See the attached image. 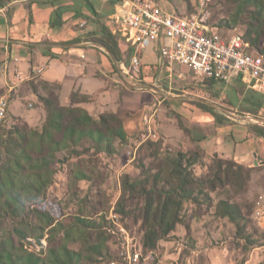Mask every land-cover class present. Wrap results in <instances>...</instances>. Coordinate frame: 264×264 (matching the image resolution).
<instances>
[{
  "label": "trees",
  "instance_id": "trees-1",
  "mask_svg": "<svg viewBox=\"0 0 264 264\" xmlns=\"http://www.w3.org/2000/svg\"><path fill=\"white\" fill-rule=\"evenodd\" d=\"M227 1L233 4L230 20H223L219 27L234 30L246 18L247 21L243 22L246 26L244 39L250 48L252 46L257 52L264 53V0ZM83 2L89 4V0ZM76 15L82 14L77 11ZM96 33L98 38L95 41L105 47L115 61L131 57L134 47L121 51L116 34L108 25ZM39 99L45 109V119L40 127H31L22 119L15 118L21 125L0 133V264H84V259L90 261L94 255L108 250L111 232L103 222L81 214L75 215L68 223L62 221L63 207L49 194L55 179V164L59 162L58 154L79 155L93 150L110 155L116 150L114 143H125L129 133L125 129L123 115L104 112L93 117L85 108L77 106V103L88 99L85 96L72 93L68 106L60 103L53 90ZM263 103L264 96L261 95L255 106L260 108ZM199 105L216 121L225 119L213 107L204 103ZM178 125L183 131H188L179 119ZM250 128L253 133L264 137V127L251 125ZM154 140H147L154 147L150 153L151 165L141 164L136 177L122 176L121 195L114 207L116 214L125 216L129 213L127 202L141 199L142 204L138 208L141 244L144 251L150 252L170 236L176 225L182 224L187 232L190 231V225L182 214L186 202L195 206L204 203L212 206L210 193L226 186L239 194L245 191L252 171V167L215 154L211 157L209 172L196 175L193 167L202 160L198 148L161 151ZM73 175L78 180L90 179L80 169ZM214 207L213 215L227 218L236 226L237 235L250 245H264V240L253 241L252 236L246 233L250 217L237 203L220 198ZM99 219L104 220V217ZM43 238L46 239V247ZM69 242H79L80 249H70Z\"/></svg>",
  "mask_w": 264,
  "mask_h": 264
},
{
  "label": "rangeland",
  "instance_id": "rangeland-1",
  "mask_svg": "<svg viewBox=\"0 0 264 264\" xmlns=\"http://www.w3.org/2000/svg\"><path fill=\"white\" fill-rule=\"evenodd\" d=\"M90 1L93 2L92 6L101 12L95 19L85 14L81 17L93 25L83 33L85 40L94 42L98 38L96 32L105 26L103 12L106 8L102 7L99 1ZM195 1L168 0L170 6L182 13L189 12ZM232 10L233 4L227 0H210L207 6L208 21L221 26L223 20H230ZM246 21L247 19L243 18L230 33L243 34L246 30L243 22ZM76 27L80 28L79 25ZM116 37L119 46L120 39L117 34ZM124 41L128 47H133L130 40ZM119 48L124 52L127 50L123 44ZM141 52L143 64H158V54L152 47ZM121 59L129 66L127 57ZM156 82L160 87H156ZM230 84L232 85L227 86L211 81H199L193 78L187 67L176 66L171 78L162 73L159 80L149 81V87L143 86V90H140L146 93L140 95L142 101L146 102L140 109L125 114L124 120L129 137L125 143L118 141L114 143L116 150L113 154L96 153L93 150L83 151L79 155H69L67 152L58 154L59 162L55 164L56 174L49 194L59 200L63 207L62 221L68 223L75 215L81 214L103 222V226L111 232L107 243L108 250H103L101 255H94L90 261L84 259L82 261L84 264H128L125 255L122 254L124 249L119 227L127 230L133 238L132 251L139 253L137 260H132L131 264H244L250 258L255 259L253 263L257 264L264 261V246L259 248L258 244L250 245L243 237L237 235L236 226L227 218L213 215L216 201L227 198L237 203L250 217L246 233L252 236L251 240H264L262 237L264 228L251 217L254 197L247 191L235 194L226 186L210 193L213 198L212 206L205 203L195 206L191 202H186L182 214L185 222L190 225V231L187 232L182 224L176 225L170 236L161 240L156 250L152 252L144 251L141 244L142 229L138 210L142 204L141 199L127 202L126 209L129 213L125 216L114 212L115 204L121 195L122 176L128 174L136 177L141 171V164L148 167L152 162L150 153L154 147L147 141L140 142L143 133L141 121L147 112L156 110L154 120L162 126L159 127L161 133L153 141L161 151H186L192 146L186 134L192 130L193 124L203 123L206 118L199 103L213 107L220 114L233 113L234 118L247 117L245 119L247 123L264 127V103L260 108L255 106L261 94L247 88L238 80H233ZM11 111L13 114L30 116L33 109L28 107L26 102L17 99L14 100ZM178 119L187 132L180 130ZM14 125H21V122L7 116L0 133ZM83 145L89 146L87 143ZM199 152L202 160L193 167V170L196 175H206L212 165V159L210 154H206L200 148ZM77 169L83 170L90 179H76L73 173ZM101 217H104V220H100ZM30 242L34 246V241ZM68 247L78 250L80 243L69 242Z\"/></svg>",
  "mask_w": 264,
  "mask_h": 264
},
{
  "label": "crops",
  "instance_id": "crops-1",
  "mask_svg": "<svg viewBox=\"0 0 264 264\" xmlns=\"http://www.w3.org/2000/svg\"><path fill=\"white\" fill-rule=\"evenodd\" d=\"M99 3L106 8L103 14L108 25L113 7ZM92 4L90 0L89 4L83 0H0V96L9 97V118H20L31 127H40L45 109L39 97L47 96L51 90L64 106L70 105L72 93L87 97L76 105L93 117L104 112L125 117L145 104L140 96L145 92L140 90L160 76L155 70H148L142 72L139 80L132 79L121 71L122 60L115 61L96 41L85 40L83 33L93 25L86 23L77 29L82 17L76 13L95 19L101 10ZM73 40L78 41L70 43ZM154 64L144 65L155 67ZM136 82L141 89L135 87ZM17 99L33 109L32 115L12 113ZM229 114H222L225 119L219 122L204 111L205 121L193 124L186 134L192 144L188 149L200 148L211 157L216 154L252 167L245 191L254 197L251 217L264 228V137L251 131L247 117L234 118L233 113ZM124 126L127 130L125 120ZM157 127L160 134L162 126L157 123ZM253 261L250 258L244 264H257Z\"/></svg>",
  "mask_w": 264,
  "mask_h": 264
},
{
  "label": "built area",
  "instance_id": "built-area-1",
  "mask_svg": "<svg viewBox=\"0 0 264 264\" xmlns=\"http://www.w3.org/2000/svg\"><path fill=\"white\" fill-rule=\"evenodd\" d=\"M95 1L112 5L108 27L126 48L125 39L133 44L129 66L124 61L119 63L121 71L132 79L139 80L142 72L148 70H155L159 76L166 73V77L171 78L176 66H185L199 81L228 85L238 80L264 96V53L257 52L252 46L244 48L239 33H230L234 30L222 29L209 22L207 6L210 0H196L186 13L170 6L168 0ZM86 23V19L81 18L79 26ZM150 47L159 57L155 67L142 63L141 51ZM134 85L142 88L137 82ZM155 85L160 87L157 82ZM8 108L9 97L0 96V127L7 117ZM155 112L144 115L140 142L158 136ZM119 234L124 249L122 254L131 264L139 256L138 252L132 251L133 238L123 227H119ZM43 239L46 247V239Z\"/></svg>",
  "mask_w": 264,
  "mask_h": 264
},
{
  "label": "bare ground",
  "instance_id": "bare-ground-1",
  "mask_svg": "<svg viewBox=\"0 0 264 264\" xmlns=\"http://www.w3.org/2000/svg\"><path fill=\"white\" fill-rule=\"evenodd\" d=\"M222 29H227V28H222ZM245 32H246V31H245ZM243 35H244V34L239 33L240 43H241V44H244V48H250L249 42H247V41L244 39ZM42 241H43V245H45L44 240H42Z\"/></svg>",
  "mask_w": 264,
  "mask_h": 264
}]
</instances>
